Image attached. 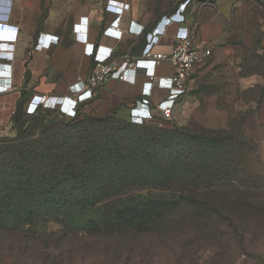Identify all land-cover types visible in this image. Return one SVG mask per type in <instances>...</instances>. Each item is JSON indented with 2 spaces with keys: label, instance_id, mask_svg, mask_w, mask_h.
Here are the masks:
<instances>
[{
  "label": "crops",
  "instance_id": "obj_1",
  "mask_svg": "<svg viewBox=\"0 0 264 264\" xmlns=\"http://www.w3.org/2000/svg\"><path fill=\"white\" fill-rule=\"evenodd\" d=\"M109 5L124 8L121 40L106 36L116 19ZM170 19L177 23L167 27ZM157 42V37L163 34ZM179 36H190L212 56L189 80L169 122L195 130L240 132L264 144V0H12L0 5V47L15 46L12 60L0 58V134L10 133L15 112L36 115L61 110L78 97L98 63L171 53ZM39 39L48 43L41 47ZM10 51V50H8ZM92 51V54H91ZM152 106L140 102L148 83L111 81L79 108L132 111L135 123L161 117L156 104L167 99L174 71L155 70Z\"/></svg>",
  "mask_w": 264,
  "mask_h": 264
},
{
  "label": "trees",
  "instance_id": "obj_2",
  "mask_svg": "<svg viewBox=\"0 0 264 264\" xmlns=\"http://www.w3.org/2000/svg\"><path fill=\"white\" fill-rule=\"evenodd\" d=\"M81 109L73 118L15 112L16 138L0 139V230L55 223L82 236L135 238L178 222L180 211L195 224L224 207L226 195H264L260 178L242 169L257 142L240 132L132 123L119 111L95 119ZM53 115L73 127L50 133ZM87 125L102 128L92 134ZM36 128L42 142L23 138Z\"/></svg>",
  "mask_w": 264,
  "mask_h": 264
},
{
  "label": "rangeland",
  "instance_id": "obj_3",
  "mask_svg": "<svg viewBox=\"0 0 264 264\" xmlns=\"http://www.w3.org/2000/svg\"><path fill=\"white\" fill-rule=\"evenodd\" d=\"M81 113L95 119L110 114L85 107ZM54 116L45 119L50 133L73 127L69 120ZM25 127H30L29 120ZM87 128L93 134L102 126ZM43 134L44 129L36 128L23 138L40 143ZM2 138L15 139L16 131L12 128L10 133L0 134ZM254 146L245 150L249 155L242 169L247 176L260 178L259 184L264 186V144ZM251 149H256L255 153ZM262 194L254 198L226 195L227 205L201 213L204 219L195 224L180 211L178 222L165 223L135 238L82 236L55 223H40L24 230L9 226L0 230V264H264ZM213 199L220 202L223 198Z\"/></svg>",
  "mask_w": 264,
  "mask_h": 264
},
{
  "label": "built area",
  "instance_id": "obj_4",
  "mask_svg": "<svg viewBox=\"0 0 264 264\" xmlns=\"http://www.w3.org/2000/svg\"><path fill=\"white\" fill-rule=\"evenodd\" d=\"M12 0H0V5L11 3ZM107 10L115 14L117 17L111 23L104 34L115 39L121 40L123 32L119 29L120 21L124 13V8L109 5ZM177 23L170 19L167 27ZM163 34L158 35L157 42L162 38ZM58 43L57 39L51 40L48 43ZM41 47L46 46V39H39ZM10 50V51H8ZM15 46L0 47V58L12 60L14 58ZM92 54V51H91ZM212 56L211 50L197 45L190 36H179L177 42L171 53H152L148 52L140 58H132L130 56H123L121 59L112 60L106 63H98L85 83L83 92L78 97L68 98L64 101L61 111L68 117L73 118L77 114L79 102H88L93 99L99 89L111 81L127 82L132 85L136 84L137 75L142 71L147 78L148 83L143 88L140 102L146 106H152L151 95L154 88V81L156 79V68L164 62L170 63L174 74L171 79L170 93L167 99L156 104V109L160 112L161 117L149 116L145 123H156L160 127L165 126L172 117L173 109L177 101L185 95L188 89L189 80L194 75L196 69L204 65ZM12 87L11 80L7 79L0 88L5 91ZM127 118L132 123L134 117L132 111L129 112Z\"/></svg>",
  "mask_w": 264,
  "mask_h": 264
}]
</instances>
